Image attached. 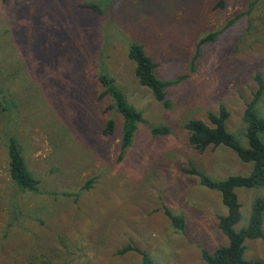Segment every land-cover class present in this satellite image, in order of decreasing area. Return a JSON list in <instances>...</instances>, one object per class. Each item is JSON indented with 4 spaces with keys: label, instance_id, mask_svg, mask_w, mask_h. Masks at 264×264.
I'll list each match as a JSON object with an SVG mask.
<instances>
[{
    "label": "rangeland",
    "instance_id": "rangeland-1",
    "mask_svg": "<svg viewBox=\"0 0 264 264\" xmlns=\"http://www.w3.org/2000/svg\"><path fill=\"white\" fill-rule=\"evenodd\" d=\"M219 31L194 60L199 41ZM132 43L152 58L157 78L176 82L166 89L170 109L135 79ZM101 72L144 120L124 151L121 117L99 99ZM256 75L264 82V0H0V264H142L135 252L115 255L127 245L153 264H204L201 249L228 244L217 226L227 209L182 171L191 164L224 180L251 166L225 147L195 150L184 124L207 123L224 105L227 131L245 146L242 116ZM109 120L114 129L104 135ZM157 126L170 133L154 136ZM9 138L38 192L10 179ZM235 193L238 231L264 189ZM164 209L184 217L183 232ZM244 245L245 260L264 264L261 240Z\"/></svg>",
    "mask_w": 264,
    "mask_h": 264
},
{
    "label": "trees",
    "instance_id": "trees-1",
    "mask_svg": "<svg viewBox=\"0 0 264 264\" xmlns=\"http://www.w3.org/2000/svg\"><path fill=\"white\" fill-rule=\"evenodd\" d=\"M81 7L95 14L103 13L102 6L98 3H87L81 5ZM220 33L221 31L211 33L199 41L194 60L199 54L200 47L207 42L215 41ZM127 57L134 64V76L138 84L150 90L154 99L161 103L165 109H170L171 104L166 98V89L176 82H163L157 78L155 74L156 65L152 58L146 54L141 44H130ZM96 79L102 89L99 99L108 97L112 102L110 108L114 109L121 117L120 146L121 150L124 151L131 146L138 125L144 121L142 114L129 104L126 96L115 85V80L111 76L101 72ZM254 80L257 88L251 100L247 103L242 116L245 130L242 137L246 142L245 146L242 145L236 135L227 131L226 123L229 119V112L224 105H220L216 113L207 114V123L202 120H190L184 124V129L188 135V143L195 150L203 152L208 148L225 147L233 152L242 163L251 166L249 174L229 176L224 180H214L191 164L182 171L188 176L197 178L201 187L218 192L222 204L227 209L225 216L218 217L217 226L222 235L227 238L228 244L217 248L213 253L201 249V258L204 264H263L244 259L246 250L244 243L247 240H261L264 244V233L262 231L264 199L256 198L253 201L248 225L238 231L234 230V227L241 220L240 204L235 190L264 189V116L260 111L264 100V82L260 75H256ZM113 129L114 123L109 120L103 129V134L110 135ZM151 133L154 136H166L170 133V129L166 126L152 127ZM7 158L8 173L13 183L22 192H38L39 183L28 171L21 147L14 138L8 139ZM163 211L174 230L183 232L184 217L173 215L167 209ZM128 252L137 253L141 257L142 264H153L148 253L134 245H127L117 250L115 255L121 256Z\"/></svg>",
    "mask_w": 264,
    "mask_h": 264
}]
</instances>
